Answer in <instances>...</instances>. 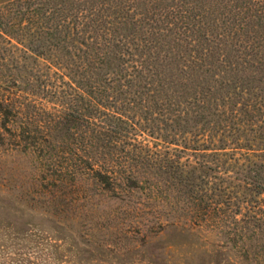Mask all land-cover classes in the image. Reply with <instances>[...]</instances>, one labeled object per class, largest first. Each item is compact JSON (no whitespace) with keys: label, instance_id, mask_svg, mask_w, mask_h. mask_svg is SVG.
Here are the masks:
<instances>
[{"label":"trees","instance_id":"trees-1","mask_svg":"<svg viewBox=\"0 0 264 264\" xmlns=\"http://www.w3.org/2000/svg\"><path fill=\"white\" fill-rule=\"evenodd\" d=\"M0 30L42 62L45 141L103 191L264 247V0H11ZM13 113L0 99V128Z\"/></svg>","mask_w":264,"mask_h":264},{"label":"rangeland","instance_id":"rangeland-1","mask_svg":"<svg viewBox=\"0 0 264 264\" xmlns=\"http://www.w3.org/2000/svg\"><path fill=\"white\" fill-rule=\"evenodd\" d=\"M9 1L0 0V13ZM41 69L0 30V99L14 110L11 129L0 128V264H264V247L227 240L212 223L193 234L166 227L173 219L190 226L186 205L171 196H111L83 156L46 142L56 104L27 91L24 78Z\"/></svg>","mask_w":264,"mask_h":264}]
</instances>
